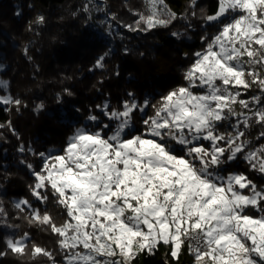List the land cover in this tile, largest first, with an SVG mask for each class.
Here are the masks:
<instances>
[{"label":"snow or ice","instance_id":"1","mask_svg":"<svg viewBox=\"0 0 264 264\" xmlns=\"http://www.w3.org/2000/svg\"><path fill=\"white\" fill-rule=\"evenodd\" d=\"M91 4L83 5L85 13ZM196 4L190 0L189 7ZM134 15V24L124 27L148 32L197 13L177 14L165 0H146V10ZM201 18L218 27L200 37L203 47L192 53L183 84L155 103L137 101L129 92L120 108L107 101L96 105L107 122L90 115L97 127L76 128L57 153L18 147L40 164L20 161L33 178L32 199L15 200L13 207L29 225L56 237L60 258L35 242L29 247L32 238L24 232L3 237L0 259L134 264L163 245L170 258L163 264H179L185 251L192 264H264V185L244 172L228 171L242 159L264 176V143L254 145L247 138L253 126L264 128V0H217V10H201ZM35 22L43 23L44 17ZM107 55L96 60V68L104 67ZM22 103L0 95L2 105L19 110ZM225 125L230 131H220ZM5 127L16 135L10 121L0 124ZM256 140H264V131ZM50 199L62 209V223L34 206ZM8 215L0 201V229H18L7 222Z\"/></svg>","mask_w":264,"mask_h":264},{"label":"trees","instance_id":"2","mask_svg":"<svg viewBox=\"0 0 264 264\" xmlns=\"http://www.w3.org/2000/svg\"><path fill=\"white\" fill-rule=\"evenodd\" d=\"M165 2L177 14L188 15L194 10L197 15L142 32L124 25L134 24L138 18L134 13L146 10V0H92L88 13L83 11L88 0H0V59L6 65L0 75L8 81L7 92L23 102L19 110L0 104V124L10 121L16 132L13 135L7 127L0 129V201L9 214L7 222L20 226L0 229V248L4 236L28 232L32 238L29 247L35 242L60 257L56 237L29 225L13 207L16 198L32 199L28 185L33 178L20 161L37 168L40 164L27 150L23 155L17 151L21 144L33 151L62 148L90 115L104 119L96 105L105 100L112 108H120L131 92L140 102L149 99L155 103L160 94L184 83L192 53L203 47L200 37L214 34L218 27L207 24L201 10L213 14L217 0H197L194 9L189 7L190 0ZM38 16L44 17L43 23L35 22ZM173 32L180 35L174 37ZM105 53L104 67L96 68V60ZM147 112L150 115L151 108ZM220 131L230 129L225 125ZM261 131L264 128L253 126L247 138L254 145L264 143L256 140ZM234 170L246 173L258 186L264 185V176L250 171L242 159L229 166L228 171ZM34 206L48 211L58 224L66 218L51 199L47 205ZM166 252L161 245L154 256L141 255L134 264H163ZM191 263L192 257L185 251L179 264ZM0 264H47V260L9 255L0 259Z\"/></svg>","mask_w":264,"mask_h":264},{"label":"rangeland","instance_id":"3","mask_svg":"<svg viewBox=\"0 0 264 264\" xmlns=\"http://www.w3.org/2000/svg\"><path fill=\"white\" fill-rule=\"evenodd\" d=\"M114 27H117L116 25L114 26ZM216 32V31H215ZM214 32V33H215ZM6 67V65H5V63L0 59V72L2 71V70H4V68ZM186 70V69H185ZM185 72V71H184ZM0 82H4L3 83V86L2 87H0V95H10V93L9 92H7V86H8V81H7V79H5L4 77H2L1 75H0ZM136 99V98H135ZM137 100V99H136ZM106 101V100H105ZM104 101V102H105ZM138 101V100H137ZM103 102V103H104ZM152 114V113H151ZM150 114V115H151ZM139 113H137L136 114V117H135V119L138 121V118H139ZM101 120H104V122L106 123L107 122V120H105V119H101ZM85 122H86V124H80L79 126H77L76 128H79V127H87V128H95V127H97V125H96V123L95 122H92V121H90V123H89V120L87 119V120H85ZM137 127H139V124L137 123ZM76 128L72 131V133L68 136V137H70L74 132H75V130H76ZM68 139V138H67ZM66 144V143H65ZM65 146V145H64ZM63 146V147H64ZM62 147V148H63ZM62 148H59V147H55V146H50V147H48L47 148V150L46 151H44V152H46V153H48V152H51V153H57V152H59V150L60 149H62ZM234 172H239V171H236V170H234ZM22 198V197H21ZM21 198H16V199H14V201L15 200H18V199H21ZM60 258V257H59ZM58 257H57V259H59ZM192 264V263H191Z\"/></svg>","mask_w":264,"mask_h":264}]
</instances>
